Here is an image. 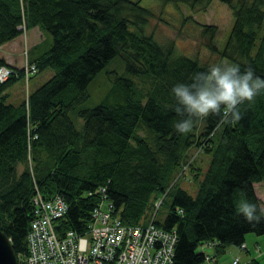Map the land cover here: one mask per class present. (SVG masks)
Wrapping results in <instances>:
<instances>
[{
	"label": "trees",
	"instance_id": "obj_1",
	"mask_svg": "<svg viewBox=\"0 0 264 264\" xmlns=\"http://www.w3.org/2000/svg\"><path fill=\"white\" fill-rule=\"evenodd\" d=\"M158 1L197 12L214 0ZM218 1L233 26L223 50H209L264 78V0ZM152 18L140 0H0V47L36 27L52 38L46 51L43 44L41 53L24 51L21 69L0 58V68L13 71L0 83V230L18 264L27 254L36 194L61 197L68 212L60 225L79 236L106 202L122 226L174 230L173 264H206V255L216 260L242 249L247 235L264 236V219L249 224L236 214L245 198L264 209L256 189L264 182V93L239 106V120L222 112L177 133L171 84L210 66L146 36ZM215 32L204 31L209 40ZM116 57L125 76L114 74L109 95L80 108L89 84ZM26 66L36 73L25 77ZM46 71L53 73L47 82L16 105L8 101L9 87ZM72 111L84 123L81 133L69 119ZM203 154L206 169L196 163ZM184 181L197 186L194 197L181 188ZM206 244H214L212 254L199 251Z\"/></svg>",
	"mask_w": 264,
	"mask_h": 264
},
{
	"label": "built area",
	"instance_id": "obj_2",
	"mask_svg": "<svg viewBox=\"0 0 264 264\" xmlns=\"http://www.w3.org/2000/svg\"><path fill=\"white\" fill-rule=\"evenodd\" d=\"M24 72L26 77L35 74L36 69L26 66ZM12 75L11 69L1 67L0 83ZM32 204L33 219L26 235L27 254L22 264H173L178 241L174 230L164 231L153 223L145 227L122 226L112 217V204L106 202L93 211L92 224L84 236H79L60 225L68 212L61 197L44 200L36 194ZM213 246L206 244L203 248L212 250ZM205 260L210 262L211 255H206ZM233 264H238V260Z\"/></svg>",
	"mask_w": 264,
	"mask_h": 264
},
{
	"label": "rangeland",
	"instance_id": "obj_3",
	"mask_svg": "<svg viewBox=\"0 0 264 264\" xmlns=\"http://www.w3.org/2000/svg\"><path fill=\"white\" fill-rule=\"evenodd\" d=\"M140 6L152 11L154 14V18L150 19L149 24L146 25L144 33L146 36H151L159 46H163L167 42H172L178 55L190 59H197L199 63L207 64L210 67L216 63L231 65L227 59L221 57L216 52L210 51L208 48L209 45H212L218 51L223 50L233 26V17L230 10L218 0H214L206 11L197 12L190 11L184 6H161L158 0H140ZM206 27H216L215 35L210 40L204 33ZM45 36L47 40H45L42 45L44 51L49 49L52 44L51 36L47 33ZM22 39L23 37L21 36L20 40ZM22 52L23 51L20 50L16 53L15 58L18 63L25 59V55ZM2 53L3 51L1 50L0 55ZM114 74L118 77L125 76V65L119 57L114 58L107 64L89 84L87 88L88 98L86 102L80 105V108L91 109L98 105L103 98L108 96L112 84L114 83ZM52 75L53 73L51 71H46L31 77L30 81L17 82L12 85L7 90L12 94L10 103L20 101V90L25 97L26 93H30L47 82ZM139 85L148 87L143 84ZM69 119L77 132H83L84 123L82 119L77 117L75 112L72 111L69 113ZM208 159L209 158L203 154L202 157L200 155V157L197 158L196 163L203 169H206ZM21 170L22 169L19 168L18 173L21 172ZM262 187L264 188V185H262ZM181 188L187 191L192 197L196 195L197 186L194 182L184 181L181 184ZM262 191V189H258L257 191L261 200L264 198L262 196ZM164 210L165 209H161L160 214H162ZM199 251L205 254L207 253V250H203V248L199 249ZM219 259L212 260L209 263L206 262V264H216Z\"/></svg>",
	"mask_w": 264,
	"mask_h": 264
},
{
	"label": "clouds",
	"instance_id": "obj_4",
	"mask_svg": "<svg viewBox=\"0 0 264 264\" xmlns=\"http://www.w3.org/2000/svg\"><path fill=\"white\" fill-rule=\"evenodd\" d=\"M170 92L175 100L173 127L177 133L186 135L193 130L195 119L225 112L239 120V106L253 103L264 93V78L257 76L251 67L216 63L205 71L188 73L185 79L176 80ZM236 214L249 224L264 219V209L247 198L241 200Z\"/></svg>",
	"mask_w": 264,
	"mask_h": 264
},
{
	"label": "crops",
	"instance_id": "obj_5",
	"mask_svg": "<svg viewBox=\"0 0 264 264\" xmlns=\"http://www.w3.org/2000/svg\"><path fill=\"white\" fill-rule=\"evenodd\" d=\"M20 38L21 37H18L17 39L7 44H4L0 47V51L1 50L3 51V53L0 55V58L4 60L7 66L17 69H21L23 67L24 61L25 60L27 61V56H29L26 55L24 61L18 63L15 58L17 52L21 50L23 51L22 52L23 54L24 51H26V53L27 51L30 53L33 51V49L37 47L39 48L37 51L41 53L42 51L41 44H43L45 40H47L45 33L37 27L27 31L25 37H23L22 40H20ZM30 55L31 57H29V60L34 58V53ZM6 94L9 96L8 101L11 102L12 94H10L8 91L6 92ZM20 97H21L20 101H14L12 104L16 105L23 100L24 96L21 90H20ZM263 183L256 186V189L257 187L258 189H262L263 190L262 196L264 197V188L262 187V185H264ZM262 203L264 204V200L262 201ZM244 246H245L244 249L230 248L226 252V254L216 262V264H233L235 260H238V264H248L252 260H257L261 264H264V236L247 235L245 237ZM205 250H207L208 254L213 253L209 249H205Z\"/></svg>",
	"mask_w": 264,
	"mask_h": 264
},
{
	"label": "water",
	"instance_id": "obj_6",
	"mask_svg": "<svg viewBox=\"0 0 264 264\" xmlns=\"http://www.w3.org/2000/svg\"><path fill=\"white\" fill-rule=\"evenodd\" d=\"M0 264H18L7 237L0 230Z\"/></svg>",
	"mask_w": 264,
	"mask_h": 264
}]
</instances>
